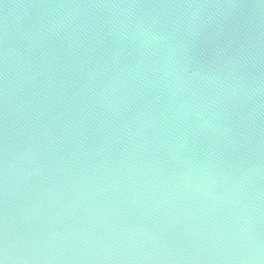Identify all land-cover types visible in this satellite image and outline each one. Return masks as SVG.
Returning a JSON list of instances; mask_svg holds the SVG:
<instances>
[{
    "label": "water",
    "instance_id": "obj_1",
    "mask_svg": "<svg viewBox=\"0 0 264 264\" xmlns=\"http://www.w3.org/2000/svg\"><path fill=\"white\" fill-rule=\"evenodd\" d=\"M58 2L133 0H0V264H249L264 244V90L221 97L264 79L261 0H136L240 5L203 26L168 10L143 57L100 10L52 36L42 6Z\"/></svg>",
    "mask_w": 264,
    "mask_h": 264
},
{
    "label": "clouds",
    "instance_id": "obj_2",
    "mask_svg": "<svg viewBox=\"0 0 264 264\" xmlns=\"http://www.w3.org/2000/svg\"><path fill=\"white\" fill-rule=\"evenodd\" d=\"M44 9H54L56 10V19H53L51 22V27L49 29L52 36L57 34V30L61 28H68L72 25L73 21L78 18V11L81 13H87L89 10H100L106 13H109L107 18V23L111 26L110 31L114 38L117 41H127L128 43H133L137 48L141 49V56H146L147 49L150 45L157 43L162 39H167L166 33H160L156 30V26L159 23V17L166 13L168 10H183L181 16L186 18L192 17H203L202 26L212 23V10L228 8L232 9L233 12L237 11L240 8V5L236 3H229L226 5L221 4H212L207 2L201 3H171V2H133L130 3H77V2H58L53 4L43 5ZM146 10L152 14L151 20L138 16L136 10ZM252 11L258 12L260 15L264 16V0H261L259 5L253 6ZM251 12L249 14H251ZM62 13V14H61ZM222 30V28H221ZM5 92L7 93V49H5ZM188 70L186 68H181V74L186 73ZM204 71L203 68L198 67L192 72V76L199 74ZM191 79V76L189 77ZM219 79V77H215ZM243 76L236 77V84L229 89L228 92L223 93L222 99L225 102H231L233 104L237 103L241 99V96L245 100H251L253 96H257L261 90H264V79L257 78L253 81L256 87L253 88H244ZM238 92L241 95H238ZM7 99V95H6ZM218 100L214 99L208 101V105L215 107L218 104ZM191 101H185L181 105V108L187 107ZM260 105L258 104L257 107ZM179 111V109L177 110ZM189 113H185L187 116ZM201 113H197V116H200ZM213 116L217 115L216 113L212 114ZM211 119V117H209ZM4 169L7 173L9 166L8 160V144H7V135L5 134V143H4ZM260 171L259 165L253 166L250 170L243 172L237 179L233 181L232 189L236 191H243V185L246 180L250 178L252 173H258ZM7 180L8 176H4V191L5 196L7 195ZM259 211V209H257ZM251 223V221H250ZM3 251L7 256L11 252V246L8 243L7 231L4 233V242H3ZM25 262L27 259L25 257L19 256ZM240 261H248L249 264H264V244H257L255 247V254H250L247 257H240Z\"/></svg>",
    "mask_w": 264,
    "mask_h": 264
}]
</instances>
